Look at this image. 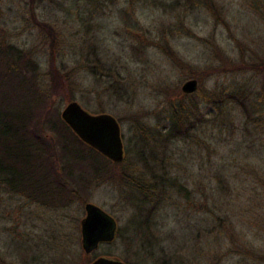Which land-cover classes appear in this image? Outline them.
<instances>
[{
  "label": "rangeland",
  "instance_id": "obj_1",
  "mask_svg": "<svg viewBox=\"0 0 264 264\" xmlns=\"http://www.w3.org/2000/svg\"><path fill=\"white\" fill-rule=\"evenodd\" d=\"M0 41L59 76L60 112L74 100L90 114L113 116L124 154L123 164L97 160L96 185L86 187L85 203L116 220L113 242L85 254L81 197L42 209L1 187L0 264H89L104 254L134 264H264V68H251L264 61V0H0ZM91 46L103 66L98 74L85 67L94 64L84 56ZM192 78L203 92L189 99L204 111L210 90L251 88L254 119L233 108V130L208 121L199 143L174 142L159 164L149 159L156 140L142 125L154 124ZM147 166L159 167L164 183H177L160 187L142 210V181L153 178ZM178 182L192 192L189 201ZM158 199L147 241L134 227Z\"/></svg>",
  "mask_w": 264,
  "mask_h": 264
},
{
  "label": "trees",
  "instance_id": "obj_2",
  "mask_svg": "<svg viewBox=\"0 0 264 264\" xmlns=\"http://www.w3.org/2000/svg\"><path fill=\"white\" fill-rule=\"evenodd\" d=\"M84 56L94 61V64H85V67L90 73L98 74L103 66H100L94 48ZM251 68L263 69L264 61L251 64ZM58 77L48 71L42 72L27 51L12 43L0 41V189L4 187L8 192L25 193L26 198L35 200L43 195V201L48 205L63 208L70 203V189L74 197H81L85 203L86 187L95 182L94 173L101 168L97 160L101 158V162H107L110 159L85 143L62 119L59 106L54 101ZM198 81L201 83L200 79ZM199 92H203L202 84L198 85L194 93H182L168 99L166 106L156 113L155 123L148 127L142 125V130H150L156 140L149 159L164 162L166 150L174 142L199 143L201 139L197 134L203 133L210 122L224 123V127L233 130V108L241 111L246 120L254 119L258 95L246 85L233 83L226 92L215 89L207 92L202 101L208 106V111H204L195 99H189ZM40 103L45 104V108H37ZM144 151L143 147L142 152L137 151L142 161L147 160L143 156ZM149 168L153 166L145 168L153 178L147 182L142 181V210L150 202L147 199L159 191L160 187L165 189V185L172 186L175 182L169 180L168 184L164 183L155 172L160 168ZM71 170L74 172L72 178L69 176ZM177 192L187 201L192 195L182 182H178ZM161 203L162 199H158L144 219L138 218L134 227L135 235L147 240L146 237L152 234L151 216ZM143 249L150 254L147 248ZM165 260L163 258L160 261L165 263Z\"/></svg>",
  "mask_w": 264,
  "mask_h": 264
},
{
  "label": "water",
  "instance_id": "obj_3",
  "mask_svg": "<svg viewBox=\"0 0 264 264\" xmlns=\"http://www.w3.org/2000/svg\"><path fill=\"white\" fill-rule=\"evenodd\" d=\"M196 79H188L181 86L184 93L197 90ZM62 119L85 143L98 150L112 161L124 157L118 121L109 114L93 115L83 109L77 101H70L61 111ZM85 215L81 219V247L85 254L91 253L102 242L115 238L117 223L113 216L98 205L86 202ZM89 264H129L116 256L100 255Z\"/></svg>",
  "mask_w": 264,
  "mask_h": 264
},
{
  "label": "flooded vegetation",
  "instance_id": "obj_4",
  "mask_svg": "<svg viewBox=\"0 0 264 264\" xmlns=\"http://www.w3.org/2000/svg\"><path fill=\"white\" fill-rule=\"evenodd\" d=\"M113 163H115V164H123V162L124 161H112ZM159 164H161V163H159ZM164 168V167H163ZM163 173L165 172V171H162ZM73 175H74V172L71 170L70 171V173H69V176L72 178L73 177ZM136 181V178H131V181H128L129 183H136L135 182ZM71 186V185H70ZM72 187V186H71ZM75 192H77V190L75 189ZM69 195L71 196L72 195V197H73V194H72V189H70V192H69ZM79 195V194H78ZM72 197H71V199H72ZM45 198V196H39L38 197V199H31L30 201L31 202H33V204H36L38 207H41L42 209H44V208H47V209H49V205H48V203L46 202V201H43V199ZM83 218V217H82ZM81 218V219H82ZM80 223H81V220H80V222H79V231H80ZM142 230V229H141ZM117 234H118V226H117V229H116V235H115V238L112 240V241H110V242H113L115 239H116V237H117ZM110 242H102V243H110ZM101 243V244H102ZM80 244H81V231H80ZM127 263V262H126ZM129 264H134V263H129Z\"/></svg>",
  "mask_w": 264,
  "mask_h": 264
}]
</instances>
